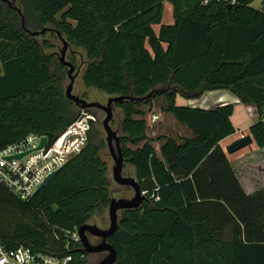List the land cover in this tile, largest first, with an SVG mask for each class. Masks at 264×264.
Here are the masks:
<instances>
[{"label": "trees", "instance_id": "16d2710c", "mask_svg": "<svg viewBox=\"0 0 264 264\" xmlns=\"http://www.w3.org/2000/svg\"><path fill=\"white\" fill-rule=\"evenodd\" d=\"M10 1L0 0V149L29 134L50 145L79 114L62 91L65 67L46 52L63 39L80 51L85 87L125 98L113 105L120 149L145 200L120 211L107 239L115 264H264V188L246 194L220 146L236 132L234 107L175 102L231 92L255 107L247 131L264 149V18L253 0ZM165 3L171 25L162 24ZM89 124L86 147L35 196L20 201L0 184L2 244L88 264L70 235L111 199L104 143Z\"/></svg>", "mask_w": 264, "mask_h": 264}, {"label": "built area", "instance_id": "2783aa9c", "mask_svg": "<svg viewBox=\"0 0 264 264\" xmlns=\"http://www.w3.org/2000/svg\"><path fill=\"white\" fill-rule=\"evenodd\" d=\"M201 5L222 3L233 6L236 0H200ZM254 4L255 6H251ZM250 7L264 18V0H253ZM156 119V116L152 117ZM89 118L81 110L76 119L54 143L37 150L42 136L29 134L23 139L0 149V184L20 201H27L53 172L59 171L71 158L79 155L88 143ZM20 159L8 160L25 154ZM144 194V193H143ZM80 245L75 231L70 235ZM70 257H57L19 245L9 248L0 242V264H68Z\"/></svg>", "mask_w": 264, "mask_h": 264}, {"label": "water", "instance_id": "95a60500", "mask_svg": "<svg viewBox=\"0 0 264 264\" xmlns=\"http://www.w3.org/2000/svg\"><path fill=\"white\" fill-rule=\"evenodd\" d=\"M3 3H6L9 7H11L13 1L10 0H1ZM230 8V6H227ZM17 12L20 11L17 9ZM23 25V20H22ZM44 30L40 32L32 33L33 36H37L38 34H43ZM60 36L59 34H57ZM62 49L60 51L59 62L64 67L68 68L67 77L69 79V84L65 89L64 96L67 100L71 101L76 108L79 110H87V109H98L104 112L105 118L102 121V128L106 134V145L109 151V154L113 160L114 166L112 167V180L120 187H129L133 190V197L131 199H110L109 205L107 207L108 211V220H109V227L106 230L98 228L96 225L92 224H84L77 229V234L80 239V245L82 247L83 253L86 254H98V253H106V256L98 263V264H115L117 260V253L115 249L107 242V239L112 237L118 228V220L119 216L118 213L124 210H135L138 209L141 204L145 200L144 194L140 190V186L138 182L131 177H124L122 175L124 160L121 154L120 149V138L117 134L110 128L109 123L112 120L113 112L112 108L113 105L116 103H121L125 100L124 97H110L108 98L105 105H101L94 102H87L86 100L77 97L72 94L73 84L75 80V76H73L74 67L71 63L66 62L64 60L65 52L67 50V44L62 39ZM150 96L147 95L144 98H148ZM131 99V98H130ZM142 100V99H139ZM48 139L46 137H42L40 139L39 146L37 150L44 148L47 145ZM252 144V139L249 135H245L241 137L239 140L233 142L232 144L228 145L225 148V152L228 154H233L243 148H246ZM25 154H21L15 157H10L8 160L12 159H20ZM58 171L53 172L50 174L43 183L38 187L35 191L33 196H35L39 191H41L45 185L57 174ZM89 237H93L99 239L100 242L96 245H93L89 241Z\"/></svg>", "mask_w": 264, "mask_h": 264}, {"label": "rangeland", "instance_id": "374dc122", "mask_svg": "<svg viewBox=\"0 0 264 264\" xmlns=\"http://www.w3.org/2000/svg\"><path fill=\"white\" fill-rule=\"evenodd\" d=\"M251 6L254 7L255 5L252 4ZM169 19H170V21H169ZM168 21H169V23H168ZM171 22H173L172 14L169 11L168 4L165 3L163 16H162V24L170 25ZM154 29L156 31L158 29V27L155 26ZM55 45H56L55 48L49 49L48 51H46L49 54L53 53L54 60H55L53 64H55L59 61L60 51L62 49V43L61 42H59ZM79 53H80L79 50L67 47V50L65 52V57H64V60L66 62L71 63L74 67L73 76H75V80H74V84H73L72 94L86 100L87 102H94V103H98L101 105H105L108 98H110V96H108L105 93L99 92L94 88H91V87L87 88L84 86V84L81 80V77H82V73L84 71L85 66H84L82 60H80V58H78ZM71 57H74V59H76V60L74 62H71ZM67 71H68V68L65 67V69L63 70V73L59 72V74H61L59 77L61 78L60 82H61L63 93L65 92V89L69 84V79H68L67 74H66ZM1 74H2V68H1V64H0V75ZM227 92L229 94L233 95L231 92H229V91H227ZM200 100H201L200 98L196 99L195 101L193 100L192 103H199V106H201V110H208L207 104L205 103V98H202L201 101ZM202 101H204V105H202ZM224 105H231V104H227V102H226V104H224ZM204 108H206V109H204ZM75 110H79V109L77 108ZM112 112H113V117L109 123V126L117 134V136H120V123H121V119H122V114H121V111L114 106L112 108ZM86 116L89 119H92L94 121V124H93L94 128L98 131L99 138L104 143L103 147L101 148V150L99 152V156H100L101 160L106 164L107 169H108L107 178H108V183H109L110 198H113V199H131L133 197V190L129 187H120L116 183H114L112 180V171L111 170H112V167L114 166V163H113V160L109 154V151H108V148L106 145V134L102 128V121L105 118L104 112H102L101 110L93 108V109H91L90 113ZM251 118L253 119V117H251ZM237 119L233 120L234 123H236ZM254 120H257V117L254 118ZM245 123L247 124V122H245ZM236 126H237V128L235 129L236 132H235L234 136H232V138H230L229 140H226L225 142L222 143L223 150H225V148L228 145L239 140L241 137L248 135V131H247L248 129H246L245 126L244 127L243 126L241 127V125H236ZM250 147L251 148H249V147L243 148V149H241V150H239L233 154L227 153V155L230 156L231 160L235 159V162L232 163L231 167H232L233 171L235 172L236 177L241 179V181H243V182H246L249 179L248 176H250V175L253 177L258 176V172H260V169L258 167L257 160L259 159V157L261 155H264L263 152L253 154L250 151L249 153L251 155L248 158L241 159V160L237 161L238 158H236V157H240V155H244L245 153H248L247 152L248 149L256 148L254 145L253 146L251 145ZM122 175L124 177L134 178L133 171L128 166L123 167ZM256 179H259V177H257ZM249 180H251V179H249ZM252 181H254V180H252ZM118 216L120 217V212L118 213ZM89 224L96 225L98 228L103 229V230L108 229L109 220H108L107 209L101 215L93 218L89 222ZM89 241L93 245H96L97 243L100 242V240L96 239V238H90ZM105 256H106V253L90 254V256L88 257V264H98Z\"/></svg>", "mask_w": 264, "mask_h": 264}, {"label": "crops", "instance_id": "0c3cea01", "mask_svg": "<svg viewBox=\"0 0 264 264\" xmlns=\"http://www.w3.org/2000/svg\"><path fill=\"white\" fill-rule=\"evenodd\" d=\"M168 6H169V11L172 14L171 7H170V5H168ZM169 21H170V19H169ZM169 21H168V23H169ZM172 23L173 22H171V24ZM202 98H205V103L207 104L208 110H210V109L213 110L219 106H223L224 104H226V102H227V104H231L234 107V112H233V115L231 116V122L234 125L235 129L237 128L236 125H241V127L245 126L246 129H248V127L256 121V120H254V118L257 117V111H256L255 107L252 105L241 104L239 102L238 98L235 95L233 96V95L229 94L227 92V90H216V91L206 92L200 97L201 100H202ZM175 102H176L177 106L201 109V106H199V103H192L193 100H186V99L180 97L179 95L176 96ZM202 105H204V101H202ZM204 109H206V108H204ZM251 117H253V119ZM234 119H237L236 123H234V121H233ZM245 122H247V124ZM230 138H232V136L226 138L225 140H223L220 143L221 148H222V143L225 142L226 140H229ZM251 145L253 146L254 143L252 142ZM250 146H248V147L251 148ZM223 151L225 152V150H223ZM250 151L253 154L260 153V152L264 153V149H258L257 147L253 148V149H248V151H247L248 153H245L244 155H240V157H236V158H238L237 161L241 160V159L248 158L251 155L249 153ZM225 154H226V157L232 166V163L235 162V159L231 160L230 156H228L226 152H225ZM257 164H258V167L260 169V172H258V176H257V177H259V179H256L257 177H253L250 175L248 177L251 180L248 179L246 182H243V181H241V179H239L237 177L243 191L246 194H252L253 192H255L257 190L264 188V155H261L259 157V159L257 160ZM252 180H254V181H252Z\"/></svg>", "mask_w": 264, "mask_h": 264}, {"label": "flooded vegetation", "instance_id": "af4514ba", "mask_svg": "<svg viewBox=\"0 0 264 264\" xmlns=\"http://www.w3.org/2000/svg\"><path fill=\"white\" fill-rule=\"evenodd\" d=\"M90 238H93V237H89V239H90Z\"/></svg>", "mask_w": 264, "mask_h": 264}]
</instances>
